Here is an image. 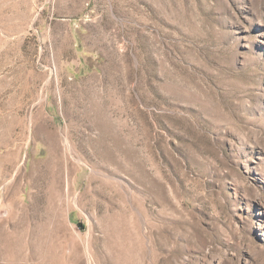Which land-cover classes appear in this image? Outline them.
<instances>
[{"label":"rangeland","instance_id":"374dc122","mask_svg":"<svg viewBox=\"0 0 264 264\" xmlns=\"http://www.w3.org/2000/svg\"><path fill=\"white\" fill-rule=\"evenodd\" d=\"M0 264H264V0H0Z\"/></svg>","mask_w":264,"mask_h":264},{"label":"bare ground","instance_id":"6f19581e","mask_svg":"<svg viewBox=\"0 0 264 264\" xmlns=\"http://www.w3.org/2000/svg\"><path fill=\"white\" fill-rule=\"evenodd\" d=\"M67 142H68V141H67ZM68 143H69V142H68ZM67 145L70 147V145H69V144H67ZM71 146H72V144H71ZM69 147H68V148H69ZM71 148H72V147H71ZM69 150H70V149H69Z\"/></svg>","mask_w":264,"mask_h":264}]
</instances>
